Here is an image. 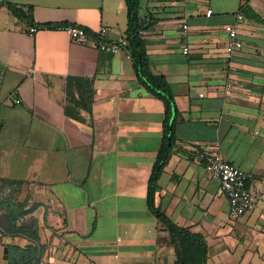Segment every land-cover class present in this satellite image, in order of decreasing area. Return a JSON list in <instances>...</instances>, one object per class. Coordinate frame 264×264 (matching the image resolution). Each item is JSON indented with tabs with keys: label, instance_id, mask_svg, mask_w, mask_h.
<instances>
[{
	"label": "crops",
	"instance_id": "1",
	"mask_svg": "<svg viewBox=\"0 0 264 264\" xmlns=\"http://www.w3.org/2000/svg\"><path fill=\"white\" fill-rule=\"evenodd\" d=\"M7 1L31 5L33 35ZM241 5L261 19H237ZM138 14L150 69L166 77L179 111L155 203L205 235L206 264H264V0H139ZM64 21L91 34L77 42L41 26ZM225 24L242 41L229 55ZM101 26L126 34L124 0H0V264L4 246L33 243L9 229L10 208L43 245L37 264L173 262L146 202L164 103L139 82L132 57L93 45ZM67 76L92 79L90 112L74 108L81 118L65 112ZM200 150L250 173L251 211L228 216Z\"/></svg>",
	"mask_w": 264,
	"mask_h": 264
},
{
	"label": "trees",
	"instance_id": "2",
	"mask_svg": "<svg viewBox=\"0 0 264 264\" xmlns=\"http://www.w3.org/2000/svg\"><path fill=\"white\" fill-rule=\"evenodd\" d=\"M127 14L126 38L128 40L127 50L129 56L133 58L136 67V74L139 82L153 96L161 99L164 103V119L162 136L155 160L151 167L147 179L146 202L149 211L155 216L157 223L168 232L170 245L174 253L172 264H206L208 258V243L205 235L201 232L190 230L188 226H181L172 221L163 209L155 203V192L158 188V179L168 162L174 146V124L178 115L169 82L163 74H155L150 69L149 58L140 38L139 30L142 29L143 19L138 14L139 0H124ZM7 8L11 14L19 19L25 20L30 26L34 25L32 19V7L27 5L22 7L14 2L7 1ZM239 11L260 20V16L247 5H241ZM71 22L42 23L41 26L58 28ZM29 26V27H30ZM37 26V25H36ZM87 34L91 32L82 26ZM64 93L66 103L65 112L76 118H81L74 110L76 107L83 108L90 112L93 102L94 89L92 79L89 77L67 76L65 78ZM6 201H11L7 199ZM23 211H15L10 208L7 215L8 227L14 232L24 233L29 236L33 243L26 246L17 244L8 245L7 264H37L42 253L43 245L39 242V237L35 231L25 226L16 224V220Z\"/></svg>",
	"mask_w": 264,
	"mask_h": 264
},
{
	"label": "built area",
	"instance_id": "3",
	"mask_svg": "<svg viewBox=\"0 0 264 264\" xmlns=\"http://www.w3.org/2000/svg\"><path fill=\"white\" fill-rule=\"evenodd\" d=\"M210 13L211 9H207L206 14L209 15ZM235 16L237 19L242 18V12L238 11ZM187 28L188 24L184 22L182 31L185 33ZM38 29L39 27L36 25L30 26L28 28L29 35H33ZM57 29L64 30L72 40L77 42H84L88 38V34L82 26L66 24ZM223 29L228 36L225 51L229 55L235 48L242 45V41L237 37V29L234 24H225ZM108 32L106 26L99 27L92 36L93 45L101 51L109 53L122 52L129 56L126 36L111 38ZM187 50L188 47L184 46L183 52H187ZM230 86L231 83H227V88H230ZM15 102H19V99H15ZM196 156L203 163L204 169L219 181L220 190L228 203L227 212L231 219H236L255 207L256 196L250 186L252 177L249 172L228 161L221 153L216 151L200 150Z\"/></svg>",
	"mask_w": 264,
	"mask_h": 264
},
{
	"label": "rangeland",
	"instance_id": "4",
	"mask_svg": "<svg viewBox=\"0 0 264 264\" xmlns=\"http://www.w3.org/2000/svg\"><path fill=\"white\" fill-rule=\"evenodd\" d=\"M157 230H159L161 233L158 236V242L160 243V246L163 247V249L165 251L166 259H167V256H170V259L174 260L175 257H174L172 246L170 245L168 232L162 227V225H159L158 223H157Z\"/></svg>",
	"mask_w": 264,
	"mask_h": 264
},
{
	"label": "water",
	"instance_id": "5",
	"mask_svg": "<svg viewBox=\"0 0 264 264\" xmlns=\"http://www.w3.org/2000/svg\"><path fill=\"white\" fill-rule=\"evenodd\" d=\"M2 257H3V259H8V257H9L7 245L4 246V248H3V256Z\"/></svg>",
	"mask_w": 264,
	"mask_h": 264
}]
</instances>
